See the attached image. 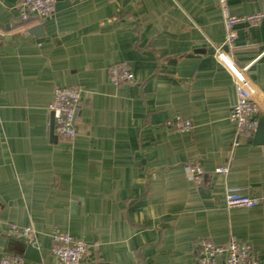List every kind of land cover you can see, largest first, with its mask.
Segmentation results:
<instances>
[{"label": "crops", "instance_id": "obj_1", "mask_svg": "<svg viewBox=\"0 0 264 264\" xmlns=\"http://www.w3.org/2000/svg\"><path fill=\"white\" fill-rule=\"evenodd\" d=\"M19 1L0 0V260L16 225L38 236V259L24 264H59L55 231L84 242L80 264H197L195 241L231 238L264 264V139L252 144L229 121L235 85L213 57L224 38L218 0H61L38 24L20 22ZM227 2L238 17L264 9ZM227 56L248 67L264 117V19L239 25ZM119 64L133 81L114 86ZM56 87L83 91L69 142L50 138ZM175 117L191 130L164 129ZM193 162L200 184L186 174ZM230 190L259 204L227 209Z\"/></svg>", "mask_w": 264, "mask_h": 264}, {"label": "built area", "instance_id": "obj_2", "mask_svg": "<svg viewBox=\"0 0 264 264\" xmlns=\"http://www.w3.org/2000/svg\"><path fill=\"white\" fill-rule=\"evenodd\" d=\"M61 0H20L15 10L22 24H38L50 19L55 10V5ZM221 13V22L224 29L222 43L213 47L215 61L223 65L232 75L236 102L231 108L229 121L235 126L237 135L251 137L258 126L259 111L252 99L254 93L245 71L236 69L228 59L235 49L237 40V27L241 24L250 26L258 25L264 19V9L260 12L243 17L231 13L227 0H218ZM109 82L114 86L131 83L133 74L127 65L119 64L109 70ZM82 90L79 88L56 87L53 90L52 101L48 107L53 119V133L63 141H72L76 136L75 112L80 104ZM192 124L189 120L175 117L164 124V129L172 132H189ZM237 142H234L236 145ZM227 168L215 169V173L226 174ZM188 178L200 184L204 170L199 162H193L186 167ZM259 204L258 199L249 198L238 191H227L225 206L227 209L254 208ZM9 239L22 243L31 248L38 249V236L33 227H18L9 225L6 232ZM51 256L59 264H80L86 254V245L80 239H75L68 234L55 231L51 235ZM197 264H216L221 258L224 264H258L253 256L251 246L242 240L231 238L223 245H214L206 239H198L193 245ZM22 256L7 253L0 264H24Z\"/></svg>", "mask_w": 264, "mask_h": 264}, {"label": "water", "instance_id": "obj_3", "mask_svg": "<svg viewBox=\"0 0 264 264\" xmlns=\"http://www.w3.org/2000/svg\"><path fill=\"white\" fill-rule=\"evenodd\" d=\"M76 117V112L74 118ZM50 138L51 140H56V136L53 133V119H50ZM264 139V117H260L258 120V126L253 136L252 144L261 145ZM9 252L14 255H19L27 259L37 260L38 250L36 248H31L23 245L20 242L9 240Z\"/></svg>", "mask_w": 264, "mask_h": 264}]
</instances>
